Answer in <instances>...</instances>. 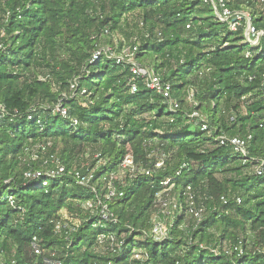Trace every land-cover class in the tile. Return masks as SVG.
Returning <instances> with one entry per match:
<instances>
[{"label":"trees","instance_id":"16d2710c","mask_svg":"<svg viewBox=\"0 0 264 264\" xmlns=\"http://www.w3.org/2000/svg\"><path fill=\"white\" fill-rule=\"evenodd\" d=\"M228 5L264 31V0ZM129 22L144 24L130 47L169 98L128 63H92ZM0 44V264H264V39L248 41L246 19L231 31L201 0H0ZM168 188L194 204L156 240ZM62 213L77 231L56 232ZM99 235L120 247L103 253Z\"/></svg>","mask_w":264,"mask_h":264},{"label":"built area","instance_id":"2783aa9c","mask_svg":"<svg viewBox=\"0 0 264 264\" xmlns=\"http://www.w3.org/2000/svg\"><path fill=\"white\" fill-rule=\"evenodd\" d=\"M201 1L205 4H210L215 10L217 19L222 23H226L229 26L231 31H237L241 22L244 19H246V36L248 38V41L252 43L254 46H258L261 40L264 39V31H257L256 28L253 27L252 17L250 16V14H248L247 12L244 13V12H238V11L232 10L228 5V0H201ZM143 26L144 24L140 22V27H143ZM133 42L140 43L137 37L133 39ZM2 48H3V45L0 44V49ZM113 50L114 49L111 48L110 51L107 52V51H104L103 49H99L98 51L95 52L93 59H92V63L94 64L98 63L103 56L109 59L115 60L117 65H120L122 63H128L131 65V72L135 76L134 81H136L137 79H142L147 88L151 90H156L159 93H163L165 98L170 97L169 95L170 85H167L166 87H164L162 80L158 76H156L153 72L149 71L148 69L144 68L142 65H140L136 61L135 55L137 51V46H135L134 48L129 47L128 51L127 50L125 51L122 49V51L120 53H117L116 55L113 53ZM71 89L72 91H76L78 89L77 81L74 82ZM135 92H137V86L133 85L132 93H135ZM85 93L86 91L84 90L83 94ZM190 101L193 102L192 95L190 97ZM171 103H172V111L176 112L178 108V104L173 101H171ZM62 114L65 115L66 111L63 110ZM6 115H7V110L5 106L0 103V122L5 118ZM197 116H198L197 113H193L191 117L194 118ZM206 130H207V126L204 124L203 131H206ZM231 143L232 145L236 147L237 151H239L243 155H247L246 144L241 139L234 138L233 140H231ZM51 162L57 165V171L51 172L52 175L56 176V175L64 173V167H62L58 163V161L52 158ZM161 165L162 163H158L157 167H160ZM122 167L124 169H128V168L133 169L134 168L133 158L131 156H128L125 159L124 163L122 164ZM256 173L258 175H262V173H264V162L261 163V165L256 168ZM27 176L29 178H38L41 176V173L38 172L33 175L27 174ZM88 182H89V179L86 180V178H82L80 183L87 184ZM166 184H169V183H166ZM168 189H166L164 192H166ZM185 195L187 197L185 199V202L177 201L175 205L176 209L174 211L173 210H171L170 212L160 211V213L168 215L167 220L165 219L162 221L161 217H159L158 215L154 216L153 236L155 237L156 240L167 238L168 233H169V228L172 227L174 223L178 221L180 217L185 216L186 208L187 209H189V207L190 209L192 208L194 204V197H193V194L191 193V188L187 189V192ZM113 196H115L114 191L110 192V194L108 195V198L110 199ZM11 203L14 204L13 200H11ZM98 204L102 206V210H101L102 219L110 223H116L117 222L116 217L114 216V214H112L108 210L107 206L105 204H102V201H99ZM202 211L203 210H200L198 213L195 214L196 218L199 220H201L200 214L202 213ZM190 213H193V210H190ZM80 225L81 223L79 221H74L68 214L65 213V216L61 217V221H58L56 223L55 229L57 233H61L62 230H66V229H69V231L71 232H75L79 229ZM37 242L38 241L35 238L34 243H33V248L35 250V253L39 255L41 254V251H40L39 246L37 245ZM97 247L103 253L105 252L115 253L116 250L120 247V244H118L114 236L99 235L97 239ZM136 258H140V256L137 255ZM55 264H61V263H55Z\"/></svg>","mask_w":264,"mask_h":264},{"label":"rangeland","instance_id":"374dc122","mask_svg":"<svg viewBox=\"0 0 264 264\" xmlns=\"http://www.w3.org/2000/svg\"><path fill=\"white\" fill-rule=\"evenodd\" d=\"M247 13L249 14V12H247ZM129 23H130V25L128 26L127 32H125L126 35L124 33H120V34L116 35V37H115L114 43H115L116 47L113 50V53L115 55L117 54V50H118L117 46L121 41H123V43H124L123 50L128 51L130 44H131V41L133 42V39L135 38V36H137V34L142 31L140 26H139V29L141 31L138 28L131 26L134 24V22H129ZM128 30H130L131 33H134V36H133L134 38H132V40L128 39V37H127V36H129ZM101 49L108 52V51H110L111 47L108 44H106V41H103ZM179 194H180V192L173 190V188H170L166 192H164L159 198V206H158L159 210L161 212H163V211H169L170 212L171 210L174 211L176 209L175 205H176V202L178 201ZM63 215L65 216V213H62V217H64Z\"/></svg>","mask_w":264,"mask_h":264}]
</instances>
